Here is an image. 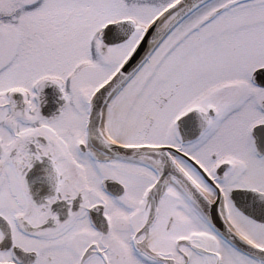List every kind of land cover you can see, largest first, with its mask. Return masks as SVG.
Wrapping results in <instances>:
<instances>
[{
  "label": "snow or ice",
  "instance_id": "1",
  "mask_svg": "<svg viewBox=\"0 0 264 264\" xmlns=\"http://www.w3.org/2000/svg\"><path fill=\"white\" fill-rule=\"evenodd\" d=\"M0 264H264V0H0Z\"/></svg>",
  "mask_w": 264,
  "mask_h": 264
}]
</instances>
